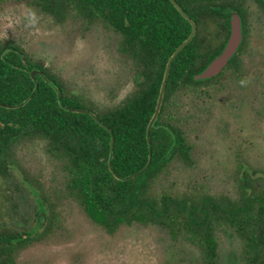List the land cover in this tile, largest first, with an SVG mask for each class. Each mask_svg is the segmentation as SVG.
Returning <instances> with one entry per match:
<instances>
[{
	"label": "trees",
	"instance_id": "trees-1",
	"mask_svg": "<svg viewBox=\"0 0 264 264\" xmlns=\"http://www.w3.org/2000/svg\"><path fill=\"white\" fill-rule=\"evenodd\" d=\"M6 1L11 0H0V4ZM14 1L31 2L59 23L81 18L117 33L136 78L134 91L124 100L100 108L93 100L72 92L59 76L22 48L0 45V264H16L19 251L39 239L31 237L33 230L19 232L8 226L2 215L7 197L5 180L16 162V149L34 141L46 142L50 152L61 159L67 197L77 201L93 223L109 234L133 224L158 227L174 238H186L201 250L207 264H216V231L225 224L243 242L245 263L264 264V192H243L238 200L225 203L206 195L174 197L156 188L171 161L193 163L192 146L178 115L180 94L219 83L226 72L236 76L242 72L240 56L249 40V0H175L194 20L197 32L172 63L150 144L147 128L167 62L192 32V25L174 4L170 0ZM252 1L264 12V0ZM232 12H238L243 20L244 41L239 52L218 76L195 81L194 76L228 42ZM33 69H41L52 84L37 76L36 85L29 74ZM67 107L95 112L114 134L113 153L111 133L90 114L70 112ZM138 172V176L126 179ZM43 219L39 215V226Z\"/></svg>",
	"mask_w": 264,
	"mask_h": 264
},
{
	"label": "rangeland",
	"instance_id": "rangeland-1",
	"mask_svg": "<svg viewBox=\"0 0 264 264\" xmlns=\"http://www.w3.org/2000/svg\"><path fill=\"white\" fill-rule=\"evenodd\" d=\"M248 9L242 72L180 94L178 115L193 163L171 161L156 182L161 193L229 203L243 192H264V12L252 0ZM1 44L22 48L100 108L119 104L135 89L121 36L102 25L74 17L59 23L31 2L11 0L0 4ZM15 157L3 219L39 237L19 251L16 264H207L197 246L161 228L133 224L109 234L93 223L67 197L62 161L46 142L25 143ZM216 236V264H246L243 242L230 225L219 226Z\"/></svg>",
	"mask_w": 264,
	"mask_h": 264
},
{
	"label": "water",
	"instance_id": "water-1",
	"mask_svg": "<svg viewBox=\"0 0 264 264\" xmlns=\"http://www.w3.org/2000/svg\"><path fill=\"white\" fill-rule=\"evenodd\" d=\"M170 1L174 4V6L178 9V11L182 14V16L192 25V32L189 35V37L182 44H180L178 46V48L173 52V54L170 56V58L167 62L163 83H162L160 93L158 96V100H157L156 110H155V113H154L152 119L150 120V122L148 124V128H147V138H148L149 144L151 142V131L155 127V123L160 116V112H161L162 105L164 102L166 86H167V82H168L172 63H173L174 59L176 58V56L184 49V47H186L192 41V39L195 37L196 32H197V26H196V23L194 22V20L187 15V13L182 9V7L175 0H170ZM243 41H244V33H243L242 17L238 12H232V14H231V34H230L229 40L226 43L223 51L216 58H214L201 73L195 75L194 80L195 81L208 80V79H211L213 77L218 76L226 68V66L233 59V57L239 52V49H240ZM29 74H30L31 78L36 82V85L38 83L37 76H41V78L44 81H47V82L52 84L50 79L45 76L44 72L41 69H33L32 71L29 72ZM53 86L56 90H58V88L55 84H53ZM33 95H34V93L31 94V96L27 99V101H29L33 97ZM1 105L3 107H9V108L16 107V106H12V105H5L2 103H1ZM66 109L68 111L74 112V113L90 114L99 124H101L106 130H108L111 133V137H112L111 143H112V153H113L114 134L107 125L103 124L99 120V118L95 112H92L89 110H83V109H79V108H68L67 107ZM150 158H151V153H150ZM110 169H111V172L114 174V176L118 178V175L114 172L112 163H110ZM140 173L141 172L130 175V176L126 177V179L134 178V177L138 176Z\"/></svg>",
	"mask_w": 264,
	"mask_h": 264
}]
</instances>
